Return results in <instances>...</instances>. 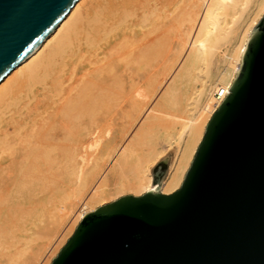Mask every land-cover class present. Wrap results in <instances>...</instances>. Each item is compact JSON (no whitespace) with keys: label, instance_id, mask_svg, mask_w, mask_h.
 Returning a JSON list of instances; mask_svg holds the SVG:
<instances>
[{"label":"bare ground","instance_id":"1","mask_svg":"<svg viewBox=\"0 0 264 264\" xmlns=\"http://www.w3.org/2000/svg\"><path fill=\"white\" fill-rule=\"evenodd\" d=\"M264 0H78L0 82V264H51L83 216L184 176ZM110 200V201H109Z\"/></svg>","mask_w":264,"mask_h":264},{"label":"water","instance_id":"2","mask_svg":"<svg viewBox=\"0 0 264 264\" xmlns=\"http://www.w3.org/2000/svg\"><path fill=\"white\" fill-rule=\"evenodd\" d=\"M78 0H0V82ZM181 186L124 195L83 216L51 264H264V16Z\"/></svg>","mask_w":264,"mask_h":264},{"label":"rangeland","instance_id":"3","mask_svg":"<svg viewBox=\"0 0 264 264\" xmlns=\"http://www.w3.org/2000/svg\"><path fill=\"white\" fill-rule=\"evenodd\" d=\"M157 142H159V144L163 145L164 147H167V150H166V153L167 155L169 154L170 157H169V167H168V171L172 165V163L174 162V159H175V156H176V153H177V147H178V143L177 142H173V143H167V141H164L162 139H159L157 140ZM166 155V156H167ZM165 156V157H166ZM164 157V158H165ZM163 159V158H162ZM161 159V160H162ZM159 160L151 169V173H152V170L155 168V166L161 161ZM168 174V173H167ZM153 177V175H152ZM155 187H158V184H155L154 185ZM163 186V183L160 187V189L162 188ZM128 194H131V193H126V194H123L122 196L124 195H128ZM121 197V196H120ZM110 201V200H109ZM111 202V201H110ZM109 203V202H108ZM72 223L71 222L69 224V226L67 227V229L63 232V234L61 235V237L59 238V240L52 246V248H50L47 253L45 254L44 258H43V262H41L40 264H44L53 254L54 252L57 250V248L60 246V244L62 243V241L64 240V238L66 237L68 231L70 230L71 226H72Z\"/></svg>","mask_w":264,"mask_h":264}]
</instances>
